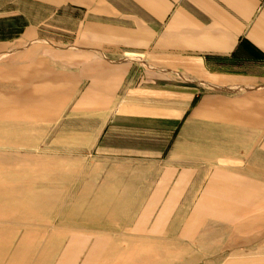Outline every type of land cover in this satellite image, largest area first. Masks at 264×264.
<instances>
[{
    "label": "crops",
    "instance_id": "obj_1",
    "mask_svg": "<svg viewBox=\"0 0 264 264\" xmlns=\"http://www.w3.org/2000/svg\"><path fill=\"white\" fill-rule=\"evenodd\" d=\"M0 84L4 120L99 116L136 229L192 202L182 236L226 221L223 264H264V0H0Z\"/></svg>",
    "mask_w": 264,
    "mask_h": 264
},
{
    "label": "rangeland",
    "instance_id": "obj_2",
    "mask_svg": "<svg viewBox=\"0 0 264 264\" xmlns=\"http://www.w3.org/2000/svg\"><path fill=\"white\" fill-rule=\"evenodd\" d=\"M25 121L0 117V264H223L232 227L203 219L182 236L192 202L155 233L146 221L135 228L129 176L116 181L121 172L106 169L115 160L94 147L99 116L64 110ZM138 166L141 196L155 171Z\"/></svg>",
    "mask_w": 264,
    "mask_h": 264
}]
</instances>
